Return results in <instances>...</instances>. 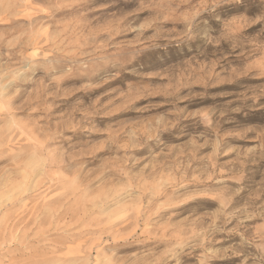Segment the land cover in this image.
Instances as JSON below:
<instances>
[{
	"label": "rangeland",
	"instance_id": "rangeland-1",
	"mask_svg": "<svg viewBox=\"0 0 264 264\" xmlns=\"http://www.w3.org/2000/svg\"><path fill=\"white\" fill-rule=\"evenodd\" d=\"M262 14L0 0V264H264Z\"/></svg>",
	"mask_w": 264,
	"mask_h": 264
},
{
	"label": "clouds",
	"instance_id": "clouds-1",
	"mask_svg": "<svg viewBox=\"0 0 264 264\" xmlns=\"http://www.w3.org/2000/svg\"><path fill=\"white\" fill-rule=\"evenodd\" d=\"M237 2H241V0H237ZM244 2H246V0H244ZM248 22L253 23V24H255V23L264 24V14H262L258 20L253 19V20L248 21Z\"/></svg>",
	"mask_w": 264,
	"mask_h": 264
},
{
	"label": "bare ground",
	"instance_id": "bare-ground-1",
	"mask_svg": "<svg viewBox=\"0 0 264 264\" xmlns=\"http://www.w3.org/2000/svg\"><path fill=\"white\" fill-rule=\"evenodd\" d=\"M12 8H14V7H12ZM15 9V8H14ZM32 40H33V38H32ZM32 48V47H31ZM34 51V50H33ZM36 52V51H35ZM47 204V203H46ZM72 219V218H71ZM47 261V260H46ZM60 262H58V264H59ZM61 264H62V262H61ZM74 264V263H73Z\"/></svg>",
	"mask_w": 264,
	"mask_h": 264
}]
</instances>
